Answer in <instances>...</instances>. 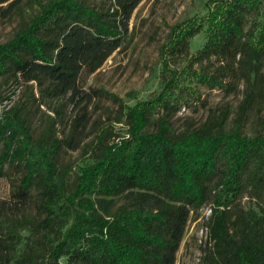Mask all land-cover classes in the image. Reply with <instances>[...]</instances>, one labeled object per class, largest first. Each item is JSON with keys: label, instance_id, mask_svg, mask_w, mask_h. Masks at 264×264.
Here are the masks:
<instances>
[{"label": "trees", "instance_id": "16d2710c", "mask_svg": "<svg viewBox=\"0 0 264 264\" xmlns=\"http://www.w3.org/2000/svg\"><path fill=\"white\" fill-rule=\"evenodd\" d=\"M108 1L111 18L81 0H51L0 44V77L47 80L51 96L85 102L81 77L122 48L142 0ZM19 2L0 0V16H10ZM211 3L207 15L171 28L160 49L159 91L127 107L128 136L108 142L101 132L95 161L80 169L71 193L55 159L62 140L37 143L23 119L0 115V175L5 165L22 168L16 209L27 207L33 190L39 193L44 217L34 230L50 244L47 257L20 264H59L62 257L67 264H175L190 214L206 205L204 264H264V134L241 130L250 112L264 117V0ZM202 32L206 41L192 54L191 41ZM200 87L225 95L244 87L234 125L226 129L222 118L176 135L171 118L187 100H201ZM154 120L156 130L147 131ZM68 146L77 148V139ZM122 196L136 205L113 211ZM246 197L256 209H244ZM10 263L0 240V264Z\"/></svg>", "mask_w": 264, "mask_h": 264}, {"label": "rangeland", "instance_id": "374dc122", "mask_svg": "<svg viewBox=\"0 0 264 264\" xmlns=\"http://www.w3.org/2000/svg\"><path fill=\"white\" fill-rule=\"evenodd\" d=\"M50 1L20 0L10 16H0V44L24 29ZM212 1L142 0L129 20L122 48L115 51L96 72L81 77L80 86L87 99L80 105L69 94L51 96L47 90L51 84L47 80L25 83L16 81L11 72L0 77V115L11 112L23 119L37 143L51 145L55 140H62L63 146L55 159L64 174L60 182L66 193L74 190L80 169L95 161L101 132L107 131L105 140L108 142L128 136L127 107L146 101L159 91L162 71L160 49L171 28L192 17L207 15ZM81 2L111 18L107 16L113 13L110 1ZM205 41V32L192 39L191 53L199 50ZM199 91L200 101L187 100L171 118L174 133L178 135L196 130L222 118H226L225 128L231 129L244 99V87L237 94L230 95L206 87H200ZM155 122L147 131L156 130ZM241 130L251 137L264 134V117L250 112ZM74 139L78 141L77 148L68 146V142ZM23 174L22 168L5 165L3 175H0V240L9 252L10 264H20L30 256L41 260L48 256L50 248L44 233L34 230L44 217L37 209L41 202L39 193L33 190L27 207L20 212L16 209L15 194ZM133 205H136L133 197L122 196L112 210ZM209 207L206 205L190 214L175 264H204L210 247ZM243 207L245 210L256 209L255 202L248 197L243 200ZM26 264L31 263L27 260ZM59 264H67V258L62 257Z\"/></svg>", "mask_w": 264, "mask_h": 264}]
</instances>
